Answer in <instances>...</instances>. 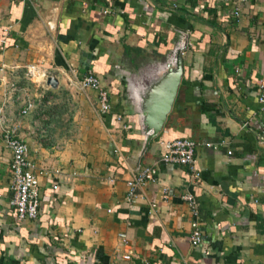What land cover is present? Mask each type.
<instances>
[{"label": "crops", "instance_id": "0c3cea01", "mask_svg": "<svg viewBox=\"0 0 264 264\" xmlns=\"http://www.w3.org/2000/svg\"><path fill=\"white\" fill-rule=\"evenodd\" d=\"M193 3L0 0V264H264V0ZM180 31L189 35L184 76L139 159L126 78L163 62ZM29 65L57 87L29 81ZM87 72L107 90L109 113L94 91L74 85ZM59 91L66 103L53 100ZM6 126L44 172L36 220L19 221L11 204ZM176 138L195 141L199 183L187 166L162 161L163 143ZM146 166L156 182L128 200L127 181ZM184 194L197 205V247Z\"/></svg>", "mask_w": 264, "mask_h": 264}, {"label": "built area", "instance_id": "2783aa9c", "mask_svg": "<svg viewBox=\"0 0 264 264\" xmlns=\"http://www.w3.org/2000/svg\"><path fill=\"white\" fill-rule=\"evenodd\" d=\"M105 13H108L105 11ZM234 16L239 17V12H234ZM9 28H3V44ZM26 77L31 82H37V78L41 77V81L45 82L50 74L41 71L34 65L26 67ZM74 85L80 90H92L96 93L97 106L101 114L109 113L111 104L107 90L101 85L100 79L91 72L76 76L73 81ZM258 102L264 109V78L259 82L258 86ZM33 104L27 102L26 106L21 109L20 115L25 116ZM117 120L122 124L124 129L128 126L123 122L121 115L117 116ZM2 139L5 146L11 153L10 170L11 182L10 190L12 192L11 204L15 209L17 219L19 221L36 220L39 215L41 189L39 184V176L43 175L42 170L38 171L34 167V163L29 158L28 144L19 137L17 128L12 126L2 127ZM164 154L162 161L171 165L187 166L190 171L191 179L195 183L200 182V173L195 166V147L196 143L189 138H176L167 140L163 143ZM157 169L154 166H146L138 171V173L127 181L128 192L127 199L132 200L136 190L142 185L149 182H156ZM191 209V214L195 217L192 222V233L190 235L191 244L195 247L201 244V230L199 227L197 205L193 197L189 194L182 196Z\"/></svg>", "mask_w": 264, "mask_h": 264}, {"label": "water", "instance_id": "95a60500", "mask_svg": "<svg viewBox=\"0 0 264 264\" xmlns=\"http://www.w3.org/2000/svg\"><path fill=\"white\" fill-rule=\"evenodd\" d=\"M188 43L189 35L180 31L163 62L140 69L136 77L126 78V92L142 138L139 159L163 131L172 110L184 76L182 55L187 51ZM46 85L54 89L58 81L48 77Z\"/></svg>", "mask_w": 264, "mask_h": 264}, {"label": "rangeland", "instance_id": "374dc122", "mask_svg": "<svg viewBox=\"0 0 264 264\" xmlns=\"http://www.w3.org/2000/svg\"><path fill=\"white\" fill-rule=\"evenodd\" d=\"M67 92L68 91H59V93L53 98V100L56 101L58 104H61L63 102L66 103L68 100V96H67L68 93Z\"/></svg>", "mask_w": 264, "mask_h": 264}, {"label": "trees", "instance_id": "16d2710c", "mask_svg": "<svg viewBox=\"0 0 264 264\" xmlns=\"http://www.w3.org/2000/svg\"><path fill=\"white\" fill-rule=\"evenodd\" d=\"M193 1H194V0H189V2H191V4H194Z\"/></svg>", "mask_w": 264, "mask_h": 264}]
</instances>
